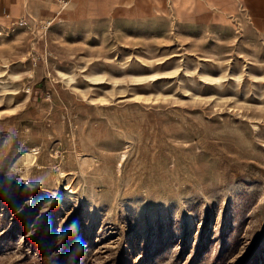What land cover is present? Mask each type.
Listing matches in <instances>:
<instances>
[{
    "label": "rangeland",
    "instance_id": "obj_1",
    "mask_svg": "<svg viewBox=\"0 0 264 264\" xmlns=\"http://www.w3.org/2000/svg\"><path fill=\"white\" fill-rule=\"evenodd\" d=\"M20 8L14 31L0 13V264H264V0Z\"/></svg>",
    "mask_w": 264,
    "mask_h": 264
},
{
    "label": "bare ground",
    "instance_id": "obj_2",
    "mask_svg": "<svg viewBox=\"0 0 264 264\" xmlns=\"http://www.w3.org/2000/svg\"><path fill=\"white\" fill-rule=\"evenodd\" d=\"M38 153V148H30L28 147L26 150H23L19 153H17L12 161V165L11 167L15 170L16 167L19 166L20 162H28V163H31L33 161H35V159L37 158L36 157V154ZM125 158V157H124ZM35 163V162H34ZM68 197L72 198L74 195H75V191L74 189H72V187H70L68 189Z\"/></svg>",
    "mask_w": 264,
    "mask_h": 264
},
{
    "label": "crops",
    "instance_id": "obj_3",
    "mask_svg": "<svg viewBox=\"0 0 264 264\" xmlns=\"http://www.w3.org/2000/svg\"><path fill=\"white\" fill-rule=\"evenodd\" d=\"M20 6H21V0H0V13L2 12V16L4 12L11 13V11L14 14H18L21 12Z\"/></svg>",
    "mask_w": 264,
    "mask_h": 264
},
{
    "label": "built area",
    "instance_id": "obj_4",
    "mask_svg": "<svg viewBox=\"0 0 264 264\" xmlns=\"http://www.w3.org/2000/svg\"><path fill=\"white\" fill-rule=\"evenodd\" d=\"M3 21L5 23V26L8 27V30H16L20 26L26 25V21L24 17H12L11 14L5 13L3 15ZM1 34V32H0Z\"/></svg>",
    "mask_w": 264,
    "mask_h": 264
}]
</instances>
